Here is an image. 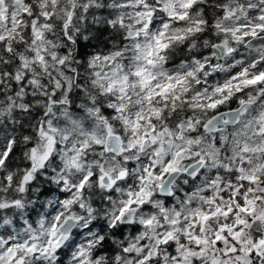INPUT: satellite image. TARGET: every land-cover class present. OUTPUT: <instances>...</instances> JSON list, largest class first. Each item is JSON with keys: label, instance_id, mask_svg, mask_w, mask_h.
Returning <instances> with one entry per match:
<instances>
[{"label": "snow or ice", "instance_id": "6c2138e0", "mask_svg": "<svg viewBox=\"0 0 264 264\" xmlns=\"http://www.w3.org/2000/svg\"><path fill=\"white\" fill-rule=\"evenodd\" d=\"M0 264H264V0H0Z\"/></svg>", "mask_w": 264, "mask_h": 264}]
</instances>
